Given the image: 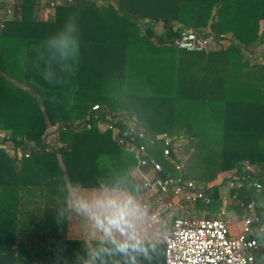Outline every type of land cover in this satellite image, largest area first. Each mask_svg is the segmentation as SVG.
I'll return each mask as SVG.
<instances>
[{
    "label": "trees",
    "instance_id": "1",
    "mask_svg": "<svg viewBox=\"0 0 264 264\" xmlns=\"http://www.w3.org/2000/svg\"><path fill=\"white\" fill-rule=\"evenodd\" d=\"M49 1H0V264L56 263L53 202L69 189L137 196L117 137L133 123L160 146L176 101L221 103L218 170L253 171L223 200L215 176L195 182L209 202L185 215L241 220L252 203L264 224V0ZM185 32L210 48H177Z\"/></svg>",
    "mask_w": 264,
    "mask_h": 264
},
{
    "label": "crops",
    "instance_id": "2",
    "mask_svg": "<svg viewBox=\"0 0 264 264\" xmlns=\"http://www.w3.org/2000/svg\"><path fill=\"white\" fill-rule=\"evenodd\" d=\"M221 110L219 102L174 103L172 134L161 135L174 141L171 157L162 156L159 143L149 139L145 143L148 156L160 164L162 176L194 183L207 182L215 176L214 183L221 182L223 188L228 185L227 177L235 170L222 175L218 170ZM50 131L52 128L47 129ZM53 139V135L46 137ZM144 169L134 166L132 177L136 182L137 170ZM141 193L140 190L134 197L121 190L69 189L67 197L57 198L53 202L57 220L55 264H164L162 235L174 214H162L160 222L153 224L140 208L137 198ZM220 196L223 200L224 196ZM186 211L180 213L185 215ZM120 213L127 215L115 223ZM214 216L218 218L219 214L210 215ZM132 235L148 249L147 258L131 250L127 254L118 251L117 246Z\"/></svg>",
    "mask_w": 264,
    "mask_h": 264
},
{
    "label": "built area",
    "instance_id": "3",
    "mask_svg": "<svg viewBox=\"0 0 264 264\" xmlns=\"http://www.w3.org/2000/svg\"><path fill=\"white\" fill-rule=\"evenodd\" d=\"M49 2L50 7H53L55 0ZM6 14L10 15V12L7 10ZM174 45L186 52H200L210 48L209 41L190 32L182 33ZM97 109L96 105L92 107V111ZM108 120L110 124L100 123L98 127L102 130H112L111 124L115 123L116 119L111 117ZM160 141L162 156L171 157L174 141L166 136H162ZM117 143L136 156L137 167L145 168L137 170L136 180L142 192L137 199L141 210L153 224L160 222L162 214L186 210L198 201L205 204L209 202V198L194 182L161 175L160 164L146 153L147 139L135 124L128 123V128L117 137ZM148 143L153 144L150 141ZM174 167L179 169L178 165ZM248 173L253 171L247 165L230 172L227 177L230 181L228 188H240ZM249 185L256 190L260 189V184L255 180ZM245 209L251 212V215L242 218L240 230L234 235L230 234L228 225L220 218L188 215L184 218H172L162 235L164 264H264L256 262L252 254V251L259 248L257 236H261L264 241V224L258 223V216L252 212V203ZM222 213L223 211L220 214Z\"/></svg>",
    "mask_w": 264,
    "mask_h": 264
},
{
    "label": "clouds",
    "instance_id": "4",
    "mask_svg": "<svg viewBox=\"0 0 264 264\" xmlns=\"http://www.w3.org/2000/svg\"><path fill=\"white\" fill-rule=\"evenodd\" d=\"M126 213L118 214V219L115 223H119L121 219L126 217ZM128 227H132L131 224L127 225ZM118 251L127 254L129 250L132 252H137L143 254L146 258L148 256V249L142 246V242L136 238L135 235L129 236L124 242L120 243L118 246Z\"/></svg>",
    "mask_w": 264,
    "mask_h": 264
},
{
    "label": "rangeland",
    "instance_id": "5",
    "mask_svg": "<svg viewBox=\"0 0 264 264\" xmlns=\"http://www.w3.org/2000/svg\"><path fill=\"white\" fill-rule=\"evenodd\" d=\"M0 1L1 2H6V1H9V0H0ZM154 30L156 31V33L160 32V28L159 27H156ZM221 175H222V173H221ZM219 190H220V193H219L220 195L226 196V194L228 192V187L227 186L225 188L219 187ZM113 196H114V198L116 197L115 195H113ZM235 217L236 216L232 212H224L222 214H219V216H218V218L223 220L228 225V228L230 230V234L231 235L236 234L240 230V227H241V221L237 220Z\"/></svg>",
    "mask_w": 264,
    "mask_h": 264
}]
</instances>
